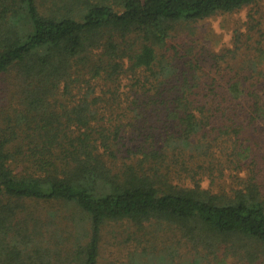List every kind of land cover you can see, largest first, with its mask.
Segmentation results:
<instances>
[{"label":"trees","instance_id":"1","mask_svg":"<svg viewBox=\"0 0 264 264\" xmlns=\"http://www.w3.org/2000/svg\"><path fill=\"white\" fill-rule=\"evenodd\" d=\"M262 84L264 0H0V264H97L106 224L152 220L264 264Z\"/></svg>","mask_w":264,"mask_h":264},{"label":"rangeland","instance_id":"2","mask_svg":"<svg viewBox=\"0 0 264 264\" xmlns=\"http://www.w3.org/2000/svg\"><path fill=\"white\" fill-rule=\"evenodd\" d=\"M246 13L247 9H242L230 15H218L197 23L196 31L200 36L201 43L208 47L211 46L215 51L223 46H228L231 28L236 23L243 21ZM260 87L263 89L260 92L261 99L264 100V84ZM257 124L260 132L263 131L264 125ZM257 132L250 131L249 135L241 136L240 141L245 138L256 141L261 135L260 132ZM120 143L122 149L134 145V142L129 140L127 132L122 133ZM228 172L224 168L221 180L228 179ZM201 185L207 187L208 180H203ZM28 207L32 211L36 210V214L41 211L45 217L55 214L56 224L62 226L61 230L65 229L63 226L69 227V224L67 222L65 224L63 220L67 207L63 208L62 205L49 203L28 204ZM97 264H259V262H239L231 257L224 258L221 254L218 255V258L212 255L205 256L202 250L196 255L176 228L152 220V222L143 223L138 228L120 222L106 224L102 230Z\"/></svg>","mask_w":264,"mask_h":264}]
</instances>
